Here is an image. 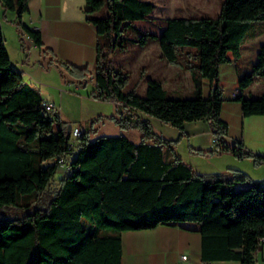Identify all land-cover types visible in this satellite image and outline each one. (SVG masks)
I'll list each match as a JSON object with an SVG mask.
<instances>
[{"label":"trees","instance_id":"1","mask_svg":"<svg viewBox=\"0 0 264 264\" xmlns=\"http://www.w3.org/2000/svg\"><path fill=\"white\" fill-rule=\"evenodd\" d=\"M28 2L0 0L5 10L17 12L22 32L43 48L41 30L21 19ZM86 3V19L97 30L96 97L158 117L180 133L166 138L149 120L127 114L116 120L124 128H139L140 141L125 134L93 139L84 130L72 144L58 114L52 116L45 109L44 97L13 66L0 29V264H123V231L184 222L198 226L202 264L217 260L256 264L264 247V182L241 187L247 176L236 170L232 176L197 173L174 145L185 135V122L207 120L217 137L209 153L230 151L264 164V155L248 148L243 139L226 140L228 124L220 117L221 65L231 60L230 53L240 58L249 27L264 21V0H223L216 16L174 15L159 35L134 24L152 18L156 9L152 0ZM103 6L109 15H92ZM126 31L134 32V42L141 46L155 39L162 58L171 64L182 66L184 55L196 57L197 65L185 66L192 75V95L171 96L156 78L147 79L144 95L136 89L125 91L128 77L112 65L110 52L128 49L123 43ZM45 52L77 80L88 79V65L61 60L49 47ZM258 76H264V43L251 71L239 76V88H248ZM204 78L211 86L207 97ZM234 98L245 116L264 114V94L247 96L239 91ZM67 153L72 156L71 169L59 175L57 158Z\"/></svg>","mask_w":264,"mask_h":264},{"label":"rangeland","instance_id":"2","mask_svg":"<svg viewBox=\"0 0 264 264\" xmlns=\"http://www.w3.org/2000/svg\"><path fill=\"white\" fill-rule=\"evenodd\" d=\"M152 1L156 4V11L153 13L151 19L146 20L142 24L148 29L156 30L161 28L167 17L174 15L185 17L216 16L222 6V4L221 6L217 5L221 0ZM104 8L105 6L99 11L93 12L92 15H103ZM6 12L7 16L1 10L0 22L5 29V35L8 37V45L11 50V53H9L12 55L13 66L22 71L24 82L27 85L35 87L45 99L55 102L56 108L50 113L52 116L56 113L58 114L60 120L63 121L71 134V141L77 142L78 140L73 133L77 127L80 130L78 137H80L82 131L89 130L93 139L101 135L125 134L138 142L141 140L143 132L139 128H124L121 122H117L116 120L121 119L127 114L149 120L156 131L170 139H175L179 136L178 127L158 117L137 109L126 108L114 99L96 97L94 92L96 85L93 79L95 70L94 58L90 59L88 63L83 64L88 65L91 71L88 79L85 81L77 80L68 72L63 64L53 58L52 54L46 53V46L33 49L25 63H23L25 68H21L22 60H19L17 51L14 48L16 45L19 48L21 44L20 37L23 32L21 30L20 18L16 11L8 10ZM21 19L23 23L31 24L28 10L22 14ZM135 38L134 32L126 31L123 43L128 44V49H117L110 52L112 65L121 69L128 77L124 90L136 89L137 93L144 95L148 77H155L163 82L164 87L171 96L188 97L189 95L186 93V90L188 89L187 80L190 73L185 66L197 65L198 59L193 56L184 55L182 57V66L171 64L161 57L160 46L155 39H151L148 45L143 47L134 42ZM263 41L264 21L256 20L249 27L246 37L241 44L242 57L238 60L239 66L234 63H223L220 68V82L225 90L229 89L231 83L236 81L238 68L242 71L247 64L252 65L256 59L255 49ZM189 60L191 63L187 62ZM176 70H180V73L176 74ZM250 71L251 69L248 68L247 73ZM175 79L178 80L177 90L173 91L172 87ZM249 90L254 96L264 94V76L256 77L255 81L248 88L244 89V92L249 95ZM187 122L188 124H194L193 122L195 121ZM55 126H58L57 121H55ZM213 137H215L214 133H212V139ZM210 143L213 144V147L206 148L203 152L196 151L190 147V140L187 137L183 140L181 138L174 145V149L187 164L192 166L195 172L208 171L214 168L215 165L219 166L225 162L224 159L210 160V157L216 154L209 153V150L215 149L216 145L213 140ZM167 157L169 159L170 155H167ZM251 181L253 179L246 178L240 185H242L241 187L247 186ZM184 223L195 224L193 222ZM226 264H240V262L236 260L226 261ZM256 264H264L262 257L257 258Z\"/></svg>","mask_w":264,"mask_h":264},{"label":"crops","instance_id":"3","mask_svg":"<svg viewBox=\"0 0 264 264\" xmlns=\"http://www.w3.org/2000/svg\"><path fill=\"white\" fill-rule=\"evenodd\" d=\"M222 1L223 0L219 1L217 5L221 6ZM86 7V0H29L28 13L31 24L27 25L41 30L44 46L53 49L55 55L59 59L69 61L77 66H84L83 64L88 63L90 59H95L97 46V30L95 26L86 19ZM1 10H3L5 16H7L6 11L8 10H5L0 3V12ZM103 14L109 15L107 7L104 8ZM167 18L159 30L148 29L143 26L142 23L146 22V20L143 22L137 20L134 21V24L140 28L154 31L159 35L166 26ZM0 29L6 38L8 51L11 53L8 45V37L4 33L5 29L1 22ZM20 40V50L18 45L14 48L17 51L19 60H22L21 68H25L23 63H25L28 55L32 53L33 49H38L39 46H37L31 38L27 37L25 33L21 35ZM263 43L256 47V59L253 61L252 65L257 61L258 52ZM10 56L12 60V55L10 54ZM229 56L231 60L226 63L238 65V60L242 57V51L238 60L232 53H230ZM252 65L247 64L242 71L238 68L236 81L231 83L229 89H224V101L220 117L228 124V135L226 137L228 142H232L234 139H243L248 148L264 155V114L245 116L242 111L241 102L234 98V93L236 94L239 91L247 96H254L250 90L248 91L250 92L248 95V93H245L244 90L240 89L238 86L239 76L246 73L248 68L251 69ZM176 71V74L180 73V70ZM189 73L190 75L187 80L188 89L186 93L191 96L193 93V81L191 72L189 71ZM177 82V79L173 82V91L177 90ZM210 91V82L207 78H204V96L207 97ZM193 123L194 124H188V122L184 123L183 130L185 135L182 137V140L188 137L192 149L205 150L206 148L213 147V144L210 143L213 133L210 122L207 120H196ZM178 131L180 133L179 128ZM162 136L166 137L163 134ZM218 159H224V164L219 166L215 165L214 168L208 171L196 172L207 174L225 173L232 176L234 175L232 170H236L244 173L248 179L264 182V164H257L250 157L243 159L238 158L230 151H222L210 157V160ZM122 239L123 264H202L201 233L196 224H159L154 228L126 230L122 232ZM183 254H187L188 258L183 259ZM259 257H262L264 260V247L257 256V258ZM226 261L235 260H217L210 264H226Z\"/></svg>","mask_w":264,"mask_h":264},{"label":"built area","instance_id":"4","mask_svg":"<svg viewBox=\"0 0 264 264\" xmlns=\"http://www.w3.org/2000/svg\"><path fill=\"white\" fill-rule=\"evenodd\" d=\"M25 35L30 38V36L27 33H25ZM234 95H235V93H234ZM48 105L51 106L52 111L56 108V104H55L54 101L48 100ZM79 131H80L79 128L76 127L74 129V132H73L74 136L77 137V138H78V135H79L78 134ZM212 140H213L214 143H216L217 137L216 136L213 137ZM71 142H72V144L74 143V141H71ZM69 157H72V156H71V154L67 153V154H63V155H61V156H59L57 158L58 163L60 165L59 172H58L59 175H64L67 171H69L71 169V165H69ZM182 258L183 259H187L188 255L187 254H183Z\"/></svg>","mask_w":264,"mask_h":264},{"label":"bare ground","instance_id":"5","mask_svg":"<svg viewBox=\"0 0 264 264\" xmlns=\"http://www.w3.org/2000/svg\"><path fill=\"white\" fill-rule=\"evenodd\" d=\"M43 104H44V107H45V109H46L47 111L52 112L51 106L48 105V100H45V101L43 102ZM69 165H71L70 158H69Z\"/></svg>","mask_w":264,"mask_h":264}]
</instances>
